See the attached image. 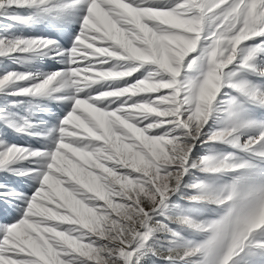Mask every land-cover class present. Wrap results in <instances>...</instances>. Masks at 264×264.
<instances>
[{
    "label": "snow or ice",
    "instance_id": "6c2138e0",
    "mask_svg": "<svg viewBox=\"0 0 264 264\" xmlns=\"http://www.w3.org/2000/svg\"><path fill=\"white\" fill-rule=\"evenodd\" d=\"M3 61L0 264H264V0H0Z\"/></svg>",
    "mask_w": 264,
    "mask_h": 264
},
{
    "label": "rangeland",
    "instance_id": "374dc122",
    "mask_svg": "<svg viewBox=\"0 0 264 264\" xmlns=\"http://www.w3.org/2000/svg\"><path fill=\"white\" fill-rule=\"evenodd\" d=\"M7 65H9L8 61L0 62V69H3ZM11 66L14 67V65H11ZM20 142H24V141H20ZM7 175H8L7 173H0V183L7 182L9 184V186H13L14 187L16 184H19L21 182V180H22L21 177H9V176H8L7 179H4V177L7 176Z\"/></svg>",
    "mask_w": 264,
    "mask_h": 264
}]
</instances>
